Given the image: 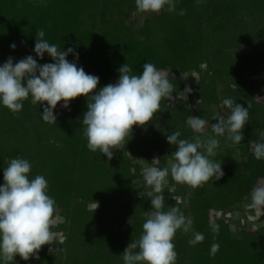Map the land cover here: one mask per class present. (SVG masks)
Instances as JSON below:
<instances>
[{
    "label": "trees",
    "instance_id": "16d2710c",
    "mask_svg": "<svg viewBox=\"0 0 264 264\" xmlns=\"http://www.w3.org/2000/svg\"><path fill=\"white\" fill-rule=\"evenodd\" d=\"M40 28L50 43L79 52L78 64L100 78L97 89L116 82L117 69L125 63L134 74L142 73L145 63H154L169 73L177 91H183L178 71L194 72L199 82L191 100L173 105L165 98L152 121L133 125L124 148L113 149L111 160L87 147L83 94L71 100L70 110L58 102L56 123L45 122L43 107L33 105L30 97L18 113L0 105V183L11 158L29 159L30 176L46 177L57 204L54 241L42 246L39 260L25 261L17 254V264H124L122 252L140 237L143 213L155 195L163 197L166 210L179 207L205 236L192 245L193 233L178 230L176 264H264V206L255 205L260 215L248 224L237 222L234 231L225 216L245 205L255 216L251 191L264 182V159L257 160L250 150L264 133V0H177L175 12L167 6L140 12L135 0H0V63L10 55L14 63L29 54L35 57ZM36 58L51 62L47 53L43 60ZM229 97L249 106V121L239 144L223 138L210 157L222 163L224 176L194 188L169 175L163 191L155 193L138 159L150 161L154 150L162 160L173 161L176 146L167 135L179 130L181 138L205 139L186 125L188 116L207 119L208 107ZM216 122L207 121L204 131ZM210 221L220 225L218 233ZM214 243L220 247L212 255ZM57 244L60 250L54 248Z\"/></svg>",
    "mask_w": 264,
    "mask_h": 264
},
{
    "label": "clouds",
    "instance_id": "9594fccd",
    "mask_svg": "<svg viewBox=\"0 0 264 264\" xmlns=\"http://www.w3.org/2000/svg\"><path fill=\"white\" fill-rule=\"evenodd\" d=\"M135 3L140 12H159L165 6L168 11L175 12L177 0H135ZM179 14L183 15V10ZM45 35L43 28L37 30L32 50L35 57L29 54L14 63L15 58L10 55L0 63V105L18 113L23 109V102L30 97L33 105L43 107L42 119L56 123L58 102L62 101L60 107L70 110L71 100L83 94L87 99V111L81 123L85 126L87 147L93 152L99 150L108 160L114 155L113 149L124 148L133 125L143 126L152 121L163 99L185 102L193 91L188 85L183 91H177L169 73L158 69L152 62L145 63L140 74H134L132 66L125 63L117 69L120 75L116 82L97 89L100 78L87 73L78 64L79 52L74 47L62 50L63 47L45 39ZM10 47L14 50L17 45L13 42ZM46 53L51 62L39 63L36 57L43 60ZM69 54L73 56L71 61ZM223 105L227 115H217L218 122L212 124V131L216 136H226L234 144H239L244 139L243 129L249 121V106L245 107L230 97L223 100ZM206 124L201 116L190 115L186 120V125L199 133L204 131ZM181 136V131L177 130L166 137L170 145L176 146L169 166L150 167L143 173L146 184L155 193L163 191L169 175L177 183L194 188L224 176L222 163L210 159L216 155L220 144L216 136L195 140ZM261 137L251 145L257 160L264 159V133ZM31 169L29 159L15 157L3 170L4 182L0 183V264H17V254L25 261L30 258L39 260L42 246L55 239L52 217L56 201L49 195L46 177L36 175L32 178ZM251 201L256 206H264V185L253 187ZM143 216L140 237L133 239L122 252L124 264H176L178 253L174 237L178 230L193 233L194 238L189 240L192 245L205 239L202 232L194 230L193 219L179 207L166 210L160 195L151 197V207ZM210 227L213 232H219L220 225L215 221H210ZM219 247L218 243L212 244L211 254L215 255Z\"/></svg>",
    "mask_w": 264,
    "mask_h": 264
},
{
    "label": "rangeland",
    "instance_id": "374dc122",
    "mask_svg": "<svg viewBox=\"0 0 264 264\" xmlns=\"http://www.w3.org/2000/svg\"><path fill=\"white\" fill-rule=\"evenodd\" d=\"M202 70H203V72H202V74H203L205 71L204 65H203ZM177 73L181 79V84L183 86V89L186 85L191 86V88L193 89L194 86L196 84H198V82H199L198 75L194 74V72H192V71H188V72L178 71ZM192 98L193 97L192 96L190 97V94H189L187 101L191 100ZM175 104L176 103L174 102L173 105H175ZM242 105H244L245 107L247 106V104L245 102H242ZM218 114L225 115V116L227 115V111L225 109V106L223 105V101L212 104V105H210V107H208V109L206 110V116H205L207 119H205V120L210 121L212 119H216ZM193 115L197 116V114H193ZM201 134L204 136V138H207L209 136H216V134L212 131V129L209 132L203 131ZM216 138L219 141H221L223 138H226V136H216ZM252 144H250V150H252V147H251ZM162 158L163 157H160L158 152L154 151V150L150 152V161H147L143 157L141 159L139 158L138 161L140 160L141 172L144 173V171L150 167H157V164L158 165H164V164L169 165L170 164V162H171L170 160H168L166 158H164V160H162ZM262 185H264V182ZM93 206H94V204L91 205V207H93ZM249 207L250 206H247V205L243 206V208L242 207H236L234 209H231L228 213H226L225 216L229 219L230 229L232 231H234L237 228V225H236L237 222L239 225H242L244 223L248 224L249 222L254 221V219L257 218L258 215H260V212L256 209L255 205L253 206V209H254V214H256V215L255 216L253 214L250 215V211L248 209ZM211 212L214 213V211H211ZM216 214L218 217L221 216V213H216ZM241 214H243L245 217ZM241 216H243V217H241ZM252 226H254V224ZM61 239L62 238L57 239L58 240L57 242L60 243ZM55 247L58 248L59 250L61 249V246L58 244L56 246H54V248Z\"/></svg>",
    "mask_w": 264,
    "mask_h": 264
}]
</instances>
